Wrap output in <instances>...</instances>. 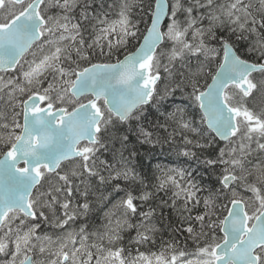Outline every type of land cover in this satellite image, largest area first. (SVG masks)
I'll return each mask as SVG.
<instances>
[{
	"label": "snow or ice",
	"instance_id": "snow-or-ice-1",
	"mask_svg": "<svg viewBox=\"0 0 264 264\" xmlns=\"http://www.w3.org/2000/svg\"><path fill=\"white\" fill-rule=\"evenodd\" d=\"M0 264H264V0H0Z\"/></svg>",
	"mask_w": 264,
	"mask_h": 264
},
{
	"label": "trees",
	"instance_id": "trees-1",
	"mask_svg": "<svg viewBox=\"0 0 264 264\" xmlns=\"http://www.w3.org/2000/svg\"><path fill=\"white\" fill-rule=\"evenodd\" d=\"M145 3H147V0H145ZM133 18L134 19H137L138 18V14L135 12V10H134V13H133ZM129 50H133V49L130 48ZM121 58H122V54H121ZM149 111H151V110H149ZM147 147L148 146H145V148L141 149V155L142 156L145 155V152H146ZM145 163H151L153 170L155 169V165L157 163H159L161 165H167V166H176L177 164L182 165V166H187V165H184L183 164V158H177L174 154L168 153L167 151H165L164 154H160L158 151H154L150 156H148L146 158ZM195 166L196 165L193 164V167H195ZM158 174L159 173H157V175ZM214 179H215V174H212V176L210 177L207 171L204 172V181L203 182L205 184H207V185L210 186L214 182ZM161 195H163V193H161ZM169 211L170 210L165 209V215L166 216H168ZM100 215H101V212H100L99 208H96L95 211L88 218V221L89 220H94L97 217V221L96 222L98 223L99 222ZM169 219H172L174 221L175 220V215L172 214V216H170ZM169 238L170 237H169L168 233L165 232L164 233V239L167 240ZM183 245H184V242L182 241L181 246L183 247ZM186 245H187L186 250L188 252H194L195 251V247L196 246L193 243V241L188 240L186 242ZM142 250H144V249H142ZM152 250L153 251H157L156 248H153Z\"/></svg>",
	"mask_w": 264,
	"mask_h": 264
},
{
	"label": "rangeland",
	"instance_id": "rangeland-1",
	"mask_svg": "<svg viewBox=\"0 0 264 264\" xmlns=\"http://www.w3.org/2000/svg\"><path fill=\"white\" fill-rule=\"evenodd\" d=\"M115 11V10H114ZM114 11H113V15L112 18H115L114 16ZM262 102V98L261 97H257L256 101L254 102L256 105H259ZM101 212V211H100ZM85 218H81L80 220L77 221V225H79L80 223H82L84 221ZM97 217L94 220H89V229L90 230H97V229H102V226L104 224V217L103 214L101 212V215L99 217V222L97 223ZM97 223V224H96ZM49 231L51 232V229H49ZM132 235H134V233H131ZM126 240H127V235H126Z\"/></svg>",
	"mask_w": 264,
	"mask_h": 264
}]
</instances>
